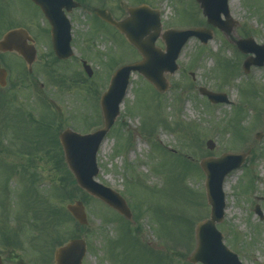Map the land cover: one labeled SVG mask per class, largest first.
<instances>
[{"label": "rangeland", "instance_id": "rangeland-1", "mask_svg": "<svg viewBox=\"0 0 264 264\" xmlns=\"http://www.w3.org/2000/svg\"><path fill=\"white\" fill-rule=\"evenodd\" d=\"M83 1L84 6L68 15L74 57L53 64L51 38L43 32L48 25L37 7L29 0H0V37L7 28H25L37 50L32 73L15 54L0 57V67L8 73V86L0 90V105L4 104L0 115L14 120L8 122L7 131L0 124V229H10L9 234L19 225L25 226L17 219L24 205L15 201L16 190L24 185L19 176L23 172L19 168L11 173L6 170L12 165L29 167L31 160L23 156V140L31 138L36 150L43 148L39 144L43 145L44 136H35L37 125L17 122L21 112L31 113L40 122V118H55V133L71 129L82 134L89 127L93 128L88 132L100 127L99 99L109 76L118 65L141 58L111 27L92 18L93 9L105 8L121 19L126 16L121 3L131 7L145 2L161 12L162 32L190 28L211 31L212 38L206 45L196 38L186 42L176 60L177 71L164 74L169 87L164 94L155 92L147 80L134 73L114 128L97 153L100 171L96 179L121 192L131 209V225H125L126 219L90 197L84 205L87 228L80 229L65 217L59 235L64 241L72 236L85 239L88 254L82 264H190L187 258L195 246V224L210 217L205 173L200 169L202 158H216L226 152L246 153L245 163L224 179L227 204L225 217L217 226L225 245L243 264H264V66L252 67L245 75L243 61L253 54L239 52L236 45L240 39L264 44V0H233V5L229 0L230 23L222 15L219 17L226 22L227 40L219 29L207 23L194 0ZM155 45L165 49L160 39ZM81 59L91 66V78L82 69ZM201 87L224 93L228 103L210 105L199 92ZM258 133L261 138L256 137ZM210 140L214 143L212 150L206 147ZM34 150L43 157L32 171L38 176L36 193L62 211L72 201L60 200L64 189L62 184L59 186L55 166L42 152ZM185 158L187 162L182 160ZM133 205L141 214L138 221L133 218ZM256 206L262 220L254 211ZM174 215L189 219V223L177 221ZM37 223L33 227L28 224L29 230H20L19 245H0L4 264H51L41 233L45 223L39 219Z\"/></svg>", "mask_w": 264, "mask_h": 264}, {"label": "water", "instance_id": "water-1", "mask_svg": "<svg viewBox=\"0 0 264 264\" xmlns=\"http://www.w3.org/2000/svg\"><path fill=\"white\" fill-rule=\"evenodd\" d=\"M35 5L41 8L43 14L51 25V38H53V49L57 58L68 59L72 51L69 47L70 27L63 16V9L68 11L77 8L73 0H31ZM203 15L208 23L213 27L219 28L227 38L229 31L225 27L226 22L219 20L222 14L229 24L228 0H197ZM129 18L117 22L106 10H95V15L100 17L109 25H113L120 33L125 35L127 42L135 46L142 61L133 65L123 66L112 77L109 91L102 96L101 110L104 116L105 128L94 132L92 135L80 136L69 130L60 134L59 141L63 146L64 156L67 166L70 168L78 185L85 189L90 195L99 198L106 205L122 214L128 220L131 217L130 210L126 207L124 200L109 188L93 182L97 173L95 165V152L99 143L103 139L107 130L113 125L114 119L118 114V106L126 92L131 72L137 71L146 77L154 88L160 92L167 91V84L163 74L173 73L177 66L176 58L186 40L190 37H198L203 43H207L211 34L207 31L206 35L198 34L190 30L185 32L166 31L164 35L160 34L159 14L151 11L147 6L127 9ZM161 37L166 44V53L163 55L158 48L154 46L155 40ZM29 42L31 44H29ZM33 40L29 37L25 29H14L3 35L0 40V53H17L26 61L28 70L31 71V65L36 56V50L33 47ZM237 48L244 54H254L255 57L245 60L244 70L247 72L252 65L263 66L264 64V45L258 46L252 39H240L236 42ZM88 76L90 71L86 70ZM5 70L0 68V86H6ZM201 93L207 96L210 102H226L227 97L224 94L218 95L207 92L204 88ZM208 148H211L208 143ZM244 161L242 156L224 155L220 159H204L201 168L206 174V193L207 203L211 206V218L200 222L196 226L195 251L188 258L189 262L196 264H240L238 258L222 244V236L216 230V223L223 218V209L225 204L224 195L221 193L223 178L230 170L239 166ZM66 210L72 215L75 221L81 226H87L88 220L83 203L75 201L72 205H67ZM86 242L83 239L70 240L66 245L55 250V264H81L86 255ZM0 264L2 260L0 257Z\"/></svg>", "mask_w": 264, "mask_h": 264}, {"label": "trees", "instance_id": "trees-1", "mask_svg": "<svg viewBox=\"0 0 264 264\" xmlns=\"http://www.w3.org/2000/svg\"><path fill=\"white\" fill-rule=\"evenodd\" d=\"M49 126L50 124L46 125L45 128L40 126L38 129H35L36 130V134L34 132L35 136L37 137L39 136V138L44 136V138L41 139V142L43 145H41L40 143L39 147L43 146L42 150L46 148H50V149L53 148V149L59 150L60 148L58 146L55 136L49 135L48 133L47 129L49 128ZM25 144L26 145L24 146L32 145L33 141L31 140V138L29 140L27 139L25 141ZM34 148L36 149V147ZM43 155L48 158L51 166L52 165L55 166L53 170L58 176L57 178H58L59 186L62 184V187L64 189V193L62 192L63 195L60 200L72 201L75 198H79V199H82L86 203L87 196L82 194L80 189L75 186L73 178L71 177L67 167L64 164V159L62 157L61 152L57 151L51 154L49 152H46ZM12 167L13 165L10 166L9 168L12 169ZM19 176L21 177L22 182L24 181V185L20 187L18 202L20 205H24L23 213L25 214V216H27L29 212H31L33 213V215L38 216V218H41L40 219L41 221L43 220L45 221L46 224L44 225L47 227L46 229L48 230L45 233L49 234L50 244L52 247L51 250L53 251L55 246H60L63 244V239H61L62 236L59 235V232H58V228H59L58 226L65 225V221L63 220L66 216H68V214L66 210L60 211L58 208H56L54 204H51L48 198L42 197L41 194L36 193L38 191L35 189V184L38 180V176L36 172H30V173L24 172V173L19 174ZM65 182L68 184L67 186ZM24 193H27V194L24 195ZM138 217H139V212L136 213L134 218L138 220L139 219ZM174 217H176L175 219L177 221L179 220L180 222H183V223L184 222L189 223V219L187 220L182 217L180 219L178 215H174ZM136 230L138 231V229ZM8 242H9L8 239L3 237V244L5 246H8L9 244ZM157 259H159V257Z\"/></svg>", "mask_w": 264, "mask_h": 264}, {"label": "bare ground", "instance_id": "bare-ground-1", "mask_svg": "<svg viewBox=\"0 0 264 264\" xmlns=\"http://www.w3.org/2000/svg\"><path fill=\"white\" fill-rule=\"evenodd\" d=\"M234 1L233 0H230V5H233Z\"/></svg>", "mask_w": 264, "mask_h": 264}]
</instances>
